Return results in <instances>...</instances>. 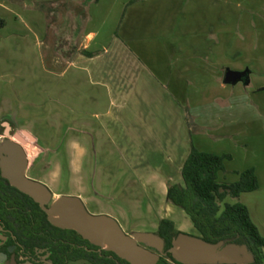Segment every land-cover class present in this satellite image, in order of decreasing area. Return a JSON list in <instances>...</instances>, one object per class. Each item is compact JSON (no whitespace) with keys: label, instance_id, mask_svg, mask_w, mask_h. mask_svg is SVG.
Returning a JSON list of instances; mask_svg holds the SVG:
<instances>
[{"label":"crops","instance_id":"obj_1","mask_svg":"<svg viewBox=\"0 0 264 264\" xmlns=\"http://www.w3.org/2000/svg\"><path fill=\"white\" fill-rule=\"evenodd\" d=\"M66 1L26 0V7L18 8L17 0H0V17L8 21L0 28V81L9 79L6 90L19 105L18 111L11 109L10 98L1 96L0 116L15 117L22 131L45 141L57 155L43 177L57 196H78L92 211L111 213L125 225H132L131 217L138 227L156 225L150 201L161 185L183 180L180 173L174 181L170 169L180 159L182 144L179 171L191 149L183 106L210 104L208 96L199 103L193 91L218 87L210 69L230 63L225 51L236 47L229 43L230 27L256 16L243 12L239 0H174L169 8L165 0L129 6L132 0ZM33 2L53 4L46 8L50 17L43 9H29ZM69 4L85 16L90 13L78 45L99 51L94 57L77 53L69 61L53 50L55 29L49 23L55 18L56 25H65ZM17 20L25 28L20 34ZM152 39L163 42L155 56L144 51L145 41ZM43 46L49 52L46 61ZM149 83L164 97L167 111H147L142 85ZM224 83L225 78L220 87ZM26 95L33 97L23 101ZM168 190L160 196L167 199Z\"/></svg>","mask_w":264,"mask_h":264},{"label":"rangeland","instance_id":"obj_2","mask_svg":"<svg viewBox=\"0 0 264 264\" xmlns=\"http://www.w3.org/2000/svg\"><path fill=\"white\" fill-rule=\"evenodd\" d=\"M165 1H167L165 6L168 5L169 8L170 2L174 0ZM239 1L243 6L242 11L246 14L250 13L251 16H256V19L246 21L244 25L230 27L233 33L228 37L229 43L233 42L236 45L234 48L231 45L232 50L225 51V56L230 63L228 66L222 67V69L217 66L213 67L212 70L210 69L211 75L209 76L215 78L218 82V87L209 93L201 89L193 91L194 94L197 93L199 103H201V98L203 97V100L209 99L207 101L210 104L202 107V105H192L193 102L191 101L190 105L183 106V108L189 107L193 141L197 148L217 154L231 155V159L226 161V171L220 174V180L236 182L243 171L249 168L256 170L260 182L259 189L243 194L240 197V201L248 206L252 218L260 226L264 235V0ZM25 2L26 0H17V7H26L23 4ZM236 5L237 2L233 4V6ZM32 6L34 7L29 9L36 10L37 7V10L42 11L39 4L34 3ZM170 7L171 9L174 8V6ZM66 8H68V14L66 13L64 16L66 24L56 25V20L52 24H54L55 33L59 36H62V34L66 35L69 32L70 45H76L79 38L84 35L87 25L91 21L90 13L88 12L87 16H85L82 12H77L76 7L70 4ZM233 13L235 12L231 10V16ZM45 15L47 14L45 13ZM46 19L48 20V18ZM230 22L234 21L230 20ZM23 27H20L17 20V34L22 33L20 30L25 29ZM162 43L158 39H152L148 43L145 41L144 51L152 53L151 56H155L159 53ZM70 45H67L64 49L67 50ZM26 48L29 49V46ZM41 50L46 55L45 61L48 60L49 52H47L46 46L41 47ZM138 50H140V47ZM146 60L148 63L152 62L150 61L151 58L147 57ZM61 64L59 63V65ZM226 68L245 71L249 76V80H240L235 84L224 83L225 87H220L224 82ZM8 80L7 78L3 82L0 81V97L6 96L10 98V101H6V104L11 109L18 111L19 105L17 106V103L12 99V93H8L9 90H6ZM28 84L26 82L24 85L27 86ZM142 86H144L142 87V91L147 96L145 97L146 109L149 111V114L167 111L168 105L154 84L149 83ZM200 86L202 85L197 84L195 87L200 88ZM30 88L35 92L34 86ZM205 96L208 97L205 99ZM30 97L32 98L33 96L26 95L22 100H29ZM164 125L168 126L169 124L165 123ZM21 129L17 126V142L24 144L30 152L34 173L39 176L43 175L45 170H49L53 163L57 162V155L46 147L45 141L36 142V137ZM184 146L182 144L183 148L180 152V159H177L175 167L173 166L170 169V174H174V181L180 178L181 171H179V166L181 165L182 158L185 156ZM171 183V181H168L166 186L161 185L158 187L157 193L164 194ZM160 194L155 195L156 199L150 201V204L154 206L155 219L160 220L163 217L172 219L177 222L175 223L180 228L193 230L194 226L190 217L178 210L168 199L161 197ZM237 201V199L232 197L227 198V202L230 203Z\"/></svg>","mask_w":264,"mask_h":264},{"label":"flooded vegetation","instance_id":"obj_3","mask_svg":"<svg viewBox=\"0 0 264 264\" xmlns=\"http://www.w3.org/2000/svg\"><path fill=\"white\" fill-rule=\"evenodd\" d=\"M18 143L28 157L26 176L47 186L51 193L41 196L43 205L17 186V173H21L23 167L22 157L17 160V120L10 115L0 116V237L7 239L3 250L10 249V257L17 260V264H135L109 244L92 242L76 229L59 227L51 222L45 208H52L65 195L57 196L46 183L43 177L47 170L40 176L34 173L30 152L24 144ZM84 204L93 215L113 217L124 234L135 239V249L129 245L128 251L137 255L138 264H261L250 246L240 243L238 238L209 241L196 227L186 230L176 225L174 231L162 227L161 221L166 218L158 220L156 225L138 227L135 225L137 219L131 217L132 225H125L113 214L92 211ZM140 232L147 233L150 240L138 239ZM182 234L211 246L183 240ZM232 245H247L249 253H226Z\"/></svg>","mask_w":264,"mask_h":264},{"label":"trees","instance_id":"obj_4","mask_svg":"<svg viewBox=\"0 0 264 264\" xmlns=\"http://www.w3.org/2000/svg\"><path fill=\"white\" fill-rule=\"evenodd\" d=\"M99 1L93 0L94 3ZM137 1L132 0L128 6ZM37 4L50 17L52 12L46 11V8L53 4L49 2ZM76 11L83 12V9ZM55 20L54 18L53 22ZM53 22H50L49 26ZM64 24H66V20ZM6 25L7 21L0 17V28ZM63 35L59 36L55 33L53 50L64 59L71 61L77 53L88 57L99 54V51L79 49L78 42L76 45H70V33L68 32V36L64 35L65 37ZM67 45L70 46L66 50L64 48ZM185 111L191 136V149L181 171L183 180L169 185L168 201L184 210L191 217L194 226L204 234L207 240L218 241L238 238L240 243L249 245L254 256L261 260V264H264V236L254 223L248 206L240 201L243 193L259 189L260 182L256 170L249 168L243 171L236 182L220 180V174L226 171V161L231 159V155L217 154L197 148L193 141L189 107H186ZM228 197L238 201L227 202ZM161 226L169 227L174 231L176 223L174 220L166 218L161 221Z\"/></svg>","mask_w":264,"mask_h":264},{"label":"water","instance_id":"obj_5","mask_svg":"<svg viewBox=\"0 0 264 264\" xmlns=\"http://www.w3.org/2000/svg\"><path fill=\"white\" fill-rule=\"evenodd\" d=\"M240 80H249V76L245 71L235 69L227 70L225 76V82L227 84H235ZM19 156L22 157L23 167L21 173H17V186L22 191L42 201L44 205L41 196L49 195L51 192L49 188L41 182L34 181L26 176L25 171L28 164V157L24 147L17 142V160ZM45 209L54 225L76 229L92 242H105L109 244L111 248L117 249L123 255L131 258L135 264H138L137 255L131 253V250L130 252L128 251L129 245L135 249V239L126 236L119 223L113 217L91 214L81 198L65 195L56 201L52 208ZM56 215H58V217H55ZM137 238L142 241L150 240L148 234L143 232L138 233ZM181 238L194 244H200L206 247L211 246L209 243L189 237L185 234H182ZM6 243L7 239L5 237H0V264H17V260H13V257H10V253H12L11 250H3ZM226 253L231 255L240 253L248 254L249 250L247 245H232L226 250ZM177 257L181 256L177 254Z\"/></svg>","mask_w":264,"mask_h":264},{"label":"bare ground","instance_id":"obj_6","mask_svg":"<svg viewBox=\"0 0 264 264\" xmlns=\"http://www.w3.org/2000/svg\"><path fill=\"white\" fill-rule=\"evenodd\" d=\"M55 217H58V215H56Z\"/></svg>","mask_w":264,"mask_h":264}]
</instances>
